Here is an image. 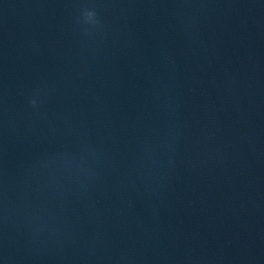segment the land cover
I'll return each instance as SVG.
<instances>
[{
	"label": "clouds",
	"instance_id": "1",
	"mask_svg": "<svg viewBox=\"0 0 264 264\" xmlns=\"http://www.w3.org/2000/svg\"><path fill=\"white\" fill-rule=\"evenodd\" d=\"M86 16L91 19L93 16H94V13L93 12H87L86 13Z\"/></svg>",
	"mask_w": 264,
	"mask_h": 264
}]
</instances>
